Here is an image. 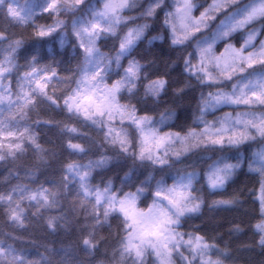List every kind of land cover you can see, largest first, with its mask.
Returning <instances> with one entry per match:
<instances>
[{"label":"snow or ice","instance_id":"1","mask_svg":"<svg viewBox=\"0 0 264 264\" xmlns=\"http://www.w3.org/2000/svg\"><path fill=\"white\" fill-rule=\"evenodd\" d=\"M52 43L74 62L46 61ZM0 163V264L264 252V0H0ZM241 172L258 207L226 239L204 210L245 204L228 191ZM34 225L77 239H28ZM246 229L253 244L234 248ZM25 243L44 251L30 258Z\"/></svg>","mask_w":264,"mask_h":264},{"label":"trees","instance_id":"2","mask_svg":"<svg viewBox=\"0 0 264 264\" xmlns=\"http://www.w3.org/2000/svg\"><path fill=\"white\" fill-rule=\"evenodd\" d=\"M41 51L46 61H58L60 62L61 68H63L69 63L74 62L70 46L64 50H61L58 45H56L55 43H52L51 52H49L48 45H43ZM21 63H23V61H21ZM184 114L185 113L182 112L181 116L183 117ZM36 131L40 132L44 137L41 143H43L44 140H47L49 138L55 139L57 136L55 129H36ZM24 159H27V157H25ZM9 166L10 165L0 163V188L5 186L3 183V178L7 175V167ZM118 171L119 169L112 168L101 174L104 176H112L114 173ZM120 174H122V172ZM255 180H256V177L246 175L245 172H241L237 174V177L235 178V182L229 186L228 188L229 192H232L233 190L243 189V193H244L243 198L245 199L246 202L240 208L234 209V210H209L205 208L204 210L205 218H208L210 220L211 219H221L222 220V224L219 230L225 232L226 239L229 238L226 232V229L229 227V221L242 222L241 226L244 227L245 225L248 224L249 221H252L255 217V212L253 211V209L258 207V205L253 203V195L249 193L248 191V189L253 187ZM116 182L119 183V180L117 179ZM67 205H68V201L66 200L65 207H67ZM196 222L198 223L199 221H196ZM115 225H116V222L113 221V227H112L113 232H115L116 230ZM0 228H7L8 230H11L8 227V225L4 223L2 216H0ZM107 231L108 229L105 228L104 229L105 234H107ZM28 232L32 234L29 236L28 233H24V235L28 239H36L42 242L43 241L50 242L52 240H55L57 242L56 243L57 247H59L60 243H64V244H68L70 242L74 243L77 239V235L75 232H71L67 234L61 232L56 237H53L49 234H46L43 228L36 226V225H34L31 229H29ZM232 239H233L234 248L241 243H246L249 245L253 244V237H252V233L250 229H246L242 235H239V237H233ZM18 246L27 248L30 254V258L31 256H35L37 251H40V252L44 251L43 248L37 249L35 246L28 244V243H25L23 245H18ZM80 255L82 256L83 254L81 253ZM238 256L240 258L241 264H264V252H262L259 249V247L253 246L248 251L239 252ZM54 259L58 260L59 256L54 257Z\"/></svg>","mask_w":264,"mask_h":264},{"label":"rangeland","instance_id":"3","mask_svg":"<svg viewBox=\"0 0 264 264\" xmlns=\"http://www.w3.org/2000/svg\"><path fill=\"white\" fill-rule=\"evenodd\" d=\"M20 2H21V3H23V2H24V0H20Z\"/></svg>","mask_w":264,"mask_h":264}]
</instances>
